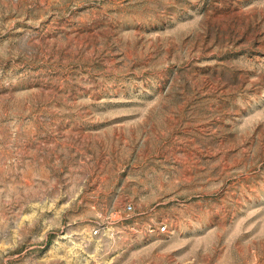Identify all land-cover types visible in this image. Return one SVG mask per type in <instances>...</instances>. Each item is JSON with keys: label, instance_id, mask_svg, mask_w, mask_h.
<instances>
[{"label": "rangeland", "instance_id": "obj_1", "mask_svg": "<svg viewBox=\"0 0 264 264\" xmlns=\"http://www.w3.org/2000/svg\"><path fill=\"white\" fill-rule=\"evenodd\" d=\"M0 264H264V0H0Z\"/></svg>", "mask_w": 264, "mask_h": 264}, {"label": "built area", "instance_id": "obj_2", "mask_svg": "<svg viewBox=\"0 0 264 264\" xmlns=\"http://www.w3.org/2000/svg\"><path fill=\"white\" fill-rule=\"evenodd\" d=\"M161 231L163 232L167 231V227L166 226L161 227ZM95 234H98V230H95Z\"/></svg>", "mask_w": 264, "mask_h": 264}]
</instances>
